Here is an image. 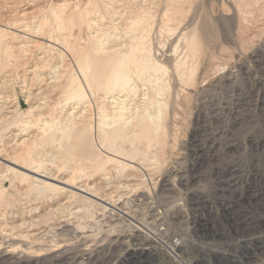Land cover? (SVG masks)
I'll list each match as a JSON object with an SVG mask.
<instances>
[{
    "label": "rangeland",
    "instance_id": "1",
    "mask_svg": "<svg viewBox=\"0 0 264 264\" xmlns=\"http://www.w3.org/2000/svg\"><path fill=\"white\" fill-rule=\"evenodd\" d=\"M73 1L0 0V157L10 161H0V246L27 248L37 264L73 249L82 255L73 264H90L86 254L99 247L113 254L111 264H162L157 250L131 253L135 224L169 250L179 239L189 243L186 264H264V154L249 147L264 139L252 122L264 0ZM118 58L128 84L108 87ZM240 67L250 69L249 82ZM230 74L234 90L224 79ZM233 91L250 102L251 122L237 128L236 151H222L216 167L242 169L253 198L225 221L207 178L211 163L194 172L205 179L196 183L185 170L212 97ZM11 162L67 185L42 186ZM81 186L107 204L81 198ZM196 196L208 203L212 235H195ZM63 223L77 230L57 235ZM90 233L94 242L82 241Z\"/></svg>",
    "mask_w": 264,
    "mask_h": 264
},
{
    "label": "bare ground",
    "instance_id": "2",
    "mask_svg": "<svg viewBox=\"0 0 264 264\" xmlns=\"http://www.w3.org/2000/svg\"><path fill=\"white\" fill-rule=\"evenodd\" d=\"M78 1H80V0H78ZM72 4H74L76 6V5H79V2H77V0H75L72 2ZM12 29H14V28H12ZM15 31H17V30H15ZM19 32H23V31L20 30ZM13 33H15V32L13 31ZM252 57H253L255 63H260L261 65H263L261 67L262 73H263L262 79L256 83L255 87H253L254 88V95L257 97V102L253 106L254 115L256 117H252V122H253V119H256L259 127L262 128V130L264 131V96L261 99H259V95H260L261 91L264 92V63H263L264 57L260 53H255ZM112 60H114V59H112ZM118 60H119V58H118ZM112 62H115V65H114V68H112L113 69L112 73L110 72L111 76L109 78H107V81H106L107 86L108 85L110 86L111 84L114 86H116V85H120V86L122 85V87H124V85L126 86V84H128L129 77L124 73L125 71H123V67L125 66V60L121 59L119 61H112ZM144 67H147V65H143V68ZM240 68L242 70L243 69L245 70V71L243 70L244 71L243 74L245 76H247L246 80L249 82L250 78H251V76L249 75L250 69H248L247 67H240ZM224 79L226 81L228 88L229 87L231 89L233 88V90L237 88V87L235 88L236 82L238 80L236 75L230 74L227 77H225ZM236 91L235 92L233 91L226 98H224V97L219 98L218 96L212 97L213 98V106L211 109V113L209 115H206L205 119L198 124V126L196 127V130H195V133L193 135V138H192V141H191V144L189 147V153L193 159H192V162H191L189 168H187V170H185V171H187V173H189L190 178L188 177L189 178L188 180L189 181L192 180L193 182L196 183L197 180L200 181L204 178L200 174L198 175L194 172L195 171L197 172V170H199L200 167L203 168L204 163L205 164H206V162L211 163V170H210L207 178L209 179V181L213 182V184H214V186L212 185L213 186L212 196H213V199L216 200L215 203L217 204V208H218V216L220 218L224 214L225 215V221H230L233 218V216H234V213L232 211L233 207L239 206V205H246L253 198V191L251 190L250 184H245L243 182V185H242V183H241V179L243 176V170L242 169L233 168V167H230L227 165L223 166V167H218V166L216 167L217 161H215V157L218 155H221L220 153L222 151L224 152L225 156L226 155L229 156L231 153H234L236 151V149H237V142H236L237 137L235 138V136H234L235 131L237 130V128H240L242 125H245V124L248 125L251 122L249 115H248V110H247L251 104L247 99H245V97L242 95V93H238ZM115 118H116V116H115ZM198 121H200L199 118H198ZM245 126H244V128H245ZM242 130H244V129L242 128ZM249 147L251 150H253L256 153L264 154V139L263 138H257V137L252 138V140H249ZM1 160H2V162H7V163L10 162V161L0 157V161ZM11 163L15 164L17 166H20L17 163H14V162H11ZM20 168L24 169L26 172H29L30 174L34 175L33 178L35 179V181L38 180L39 183L41 182L40 184L42 186H47L50 189L56 190L57 188H60V186H56L55 184H51V183L46 182V181H53V182L56 181L60 184L67 185V183L57 181L55 178H50V176L47 173H40L36 169L31 170V169L25 168L23 166H20ZM23 176H24V178L25 177L27 178L28 176L32 177L29 174H24ZM184 178H186V177H184ZM242 181H243V179H242ZM44 184H46V185H44ZM70 190H71V188H70ZM75 190H76V192H79L82 196L81 198H85V200L86 199L89 200V197H90L91 199L92 198L96 199L97 201H100L101 203H103V202L106 203L102 198L98 197L94 192H90V191L88 192L86 187H83V186L75 187ZM73 191H70V192L74 194L75 191L74 192ZM190 201H191V199H190ZM207 204H208L207 201H205L200 196H196L191 201V203L189 204L192 212L194 213V215H193L194 216L193 227H194L195 235L197 237L204 236V235H212L215 233V230L213 229L214 226H212V223L208 217V216H211V214H209L210 208L208 210H206V208L208 207ZM111 206L114 208V209L112 208V210H111L112 212L113 211L115 213L117 212L116 214L121 215L123 217L126 216L127 218H130V219L135 218L133 216L134 215L133 213L123 211V209H124L123 206H121V207H119V206L116 207L113 205H111ZM127 206H129V205H127ZM68 223H63L59 228H57L56 234L57 235H64V234H67L68 232L71 233V231L74 230V227H71V225ZM160 223H162V222H160ZM154 224H155V222H154ZM128 228H130V227H128ZM132 228H133V230H132L133 234L130 233L131 235L129 237H127L128 238L127 242H129L131 247H133V249H132L133 251L131 252L132 254L135 252L151 254V251H153L152 254H154V251L156 252V250H157L158 253L160 252V255L162 254L164 256L163 258H165V261L162 262V264H186V263H184L185 261H183L181 259L182 257L184 258V256H186V254H187L186 252L188 251L187 249L189 248V243L185 242V240L179 239L175 242L173 241L174 243L171 244L172 247L170 246L171 247L170 250L166 247L169 250V251H167L166 248L164 247V245L161 246V244L157 243V239L148 235L146 232L143 231V229L141 227L136 226L135 224H132ZM75 230H77V229L75 228ZM89 230H90V228H89ZM79 232H77V234H81ZM33 236H34V234H33ZM77 236H79V235H77ZM176 236H177V234L172 239H174ZM80 238L82 239V241L88 242L89 240L92 241L93 235H91V233H90V235L83 234L82 236H80ZM94 240L92 242H94ZM169 240H171V239H169ZM27 242L21 241L20 243H22V244L20 245V247L21 246L23 247V245L26 246ZM9 243L10 242L7 241L5 243V247L3 246L4 243L2 244V246H0V247H2V248H0V264H37L36 262L31 261L32 257L31 258L29 257V256H31V255H29V253H30L29 249L22 248V249H20V251L14 252L13 250H11V248H13L12 244L10 245ZM28 243L31 244L33 242H28ZM13 244H15V242ZM35 244H36V242H35ZM190 244L193 245L194 243L193 244L190 243ZM100 248L101 247H99L96 251H93V252L86 254L87 257L89 258L90 264H111V259L109 257L113 256V254L108 255L109 253H107L105 250H103L102 248L100 249ZM134 249H136V250H134ZM197 249H199V248H197ZM81 257H82L81 253H79L75 249L65 250L63 252H60L59 254H55L54 256H52V258L48 261L49 263H47V264H73L75 261H77ZM147 257H149V255H147ZM194 263L195 262L192 261L191 264H194ZM43 264H45V263H43Z\"/></svg>",
    "mask_w": 264,
    "mask_h": 264
}]
</instances>
